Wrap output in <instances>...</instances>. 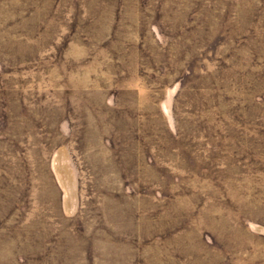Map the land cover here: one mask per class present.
<instances>
[{"label": "rangeland", "instance_id": "1", "mask_svg": "<svg viewBox=\"0 0 264 264\" xmlns=\"http://www.w3.org/2000/svg\"><path fill=\"white\" fill-rule=\"evenodd\" d=\"M0 264H264V0H0Z\"/></svg>", "mask_w": 264, "mask_h": 264}]
</instances>
